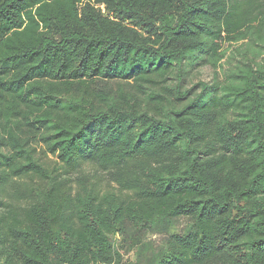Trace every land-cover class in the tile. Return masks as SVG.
<instances>
[{
  "label": "trees",
  "instance_id": "trees-1",
  "mask_svg": "<svg viewBox=\"0 0 264 264\" xmlns=\"http://www.w3.org/2000/svg\"><path fill=\"white\" fill-rule=\"evenodd\" d=\"M0 264H264V0H0Z\"/></svg>",
  "mask_w": 264,
  "mask_h": 264
},
{
  "label": "rangeland",
  "instance_id": "rangeland-1",
  "mask_svg": "<svg viewBox=\"0 0 264 264\" xmlns=\"http://www.w3.org/2000/svg\"><path fill=\"white\" fill-rule=\"evenodd\" d=\"M227 45H224V48H226ZM236 46H234L233 48H235ZM229 54V53H228ZM212 80V70L209 68V67H203L201 68L200 70H198L190 79V82H189V87L192 86V85H196L198 82H204V83H210ZM48 162H50L52 164V162L54 161L53 158H51L50 156H48V159H47ZM89 167H84V170L85 171H89ZM182 225V222L180 223V226ZM151 240L152 241H155L158 243V241L160 240V237L158 236H153L151 237ZM123 263H131L132 261H134V257L132 254H128V255H125L124 258H123Z\"/></svg>",
  "mask_w": 264,
  "mask_h": 264
}]
</instances>
